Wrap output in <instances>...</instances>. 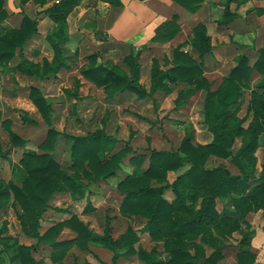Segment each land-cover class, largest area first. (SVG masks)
Returning <instances> with one entry per match:
<instances>
[{
	"label": "trees",
	"instance_id": "1",
	"mask_svg": "<svg viewBox=\"0 0 264 264\" xmlns=\"http://www.w3.org/2000/svg\"><path fill=\"white\" fill-rule=\"evenodd\" d=\"M80 1L60 0L44 10L56 27L46 36L53 50L52 59L45 58L42 64L30 60L23 53L26 43L38 32L36 18L25 15L18 28L5 29L1 25L0 63L12 61L18 56L16 69L40 79L56 76L62 69L69 68L62 44L70 38L67 17ZM174 1L192 13L203 4V0ZM8 15L5 0H0V23ZM235 16L229 6H226L221 22L227 23ZM178 19L179 16L174 15L157 29L152 39H173L181 30ZM189 44L199 53L200 60L212 52L211 36L204 24L196 27ZM124 45L132 48L131 43ZM182 46L183 43L174 48L172 64L168 68L161 69L156 64L153 65L150 90L140 82L139 51L131 52L125 57L130 66V74L101 63L98 53L88 55V62L81 66L80 71L95 84L110 88L112 93L127 91L142 98L152 96L158 90L170 91V84L185 83L186 86L178 92L175 99L176 107L186 105L193 94L205 89L203 110L205 121L212 132V139L207 143H194L192 136L186 134L178 149L147 148L146 151H134L126 145L112 155H107L105 147L110 137L104 130L85 135L66 134L72 140V162L69 167H64L54 155L62 133L52 126V102L41 88L30 87L29 97L49 126L46 140L41 144L44 152H23L19 165L25 176L21 184L12 180H0V211L10 202L22 231L36 239L34 244L18 246L22 264L40 263L32 251L41 244L49 245L53 264H64V259L73 246L89 250L91 244L109 248L113 253L112 264H117L121 256L135 253L143 259L144 264H219L222 249L212 240V232L228 237L240 228V218L248 212L261 209L264 215V163L258 173L253 167L261 134L264 132V91L251 92L248 112L253 114V119L248 127L243 124L245 118L233 112V107L239 102L243 89L248 87L254 72L263 75L259 89L264 87V48L258 50L259 55L253 64H249L246 55L238 56L236 65L229 70L218 88L213 90L209 80L203 75L202 61H198ZM23 113L25 121L37 123L28 112ZM3 125L9 131L13 145L24 147L27 144L28 140L11 129L9 120H5ZM238 137H242V144L233 153L231 148ZM8 153L9 150H4L0 141V158L12 162ZM127 156L136 170L118 181L117 187L123 195L119 212L124 216H140L145 219L141 231L163 245L165 259L154 258L155 248L151 251H137L134 245L139 237L131 225L115 237L109 217H106L103 233L96 232L76 214L55 223L44 232L40 231L42 216L52 207L49 201L55 194L71 192L75 195L82 188L118 175ZM211 156L231 158L240 172L232 173L224 165L207 167L206 161ZM146 160L148 165L143 168ZM184 165L188 167L173 181H169L168 172L178 171ZM155 180L161 183H154ZM169 189L174 193L171 200L165 196ZM228 196L233 202L236 216L221 215L216 208L217 200ZM91 210L93 207L88 200L84 211ZM65 227L76 233L73 238H59ZM5 231L6 224L0 227V254L3 263L7 264L3 252L10 246V241L4 236ZM201 243L213 246L214 251L207 255ZM237 259L240 264H254L256 255L241 250L237 253Z\"/></svg>",
	"mask_w": 264,
	"mask_h": 264
},
{
	"label": "rangeland",
	"instance_id": "2",
	"mask_svg": "<svg viewBox=\"0 0 264 264\" xmlns=\"http://www.w3.org/2000/svg\"><path fill=\"white\" fill-rule=\"evenodd\" d=\"M25 3L26 0H20ZM81 7L97 5V0H86ZM230 0H218V4L210 6L211 10L205 18L198 22L184 21L179 33L171 40L155 41L150 38L136 43H131L132 48L123 43L104 39L96 31L97 19L87 21L82 28L83 32L75 31V15L71 18L70 29L73 33L68 41L62 44L64 55L67 57L69 68H64L56 76L40 79L30 76L16 69L18 56L12 61L0 63V141L4 150H9L7 159L0 158V180L14 181L21 184L25 172L20 167L19 161L24 151L44 152L41 144L46 140L48 124L42 117L37 107L29 97L31 86H38L49 97L53 105L52 126L60 131L54 155L56 160L64 167L71 165L70 148L72 140L65 136L85 135L88 132L104 130L110 137L105 147V154L113 153L129 145L134 151H146L147 148L178 149L186 134H190L194 143H207L212 139L209 124L205 121L203 110L206 90L202 89L193 94L186 105L175 106L178 92L186 84H170V91L158 90L152 96L142 98L131 92L112 93L110 88H105L88 80L81 74L80 68L88 62V55L99 54V61L108 67H116L131 73L130 66L125 57L131 52H140L141 64L140 82L147 90L151 87V71L153 65L166 69L172 64L173 50L183 43L182 48L190 51L193 56L202 61L203 75L209 80L211 88L217 89L229 70L236 65L237 57L244 54L249 64H253L259 55V49L264 48V2L254 6L245 17L244 22L235 19L222 23L224 6ZM236 4V3H235ZM228 6V5H227ZM80 7V8H81ZM256 12V13H255ZM21 14L38 16L43 19L42 13L34 7L24 8ZM257 14V15H256ZM251 15H256L255 20ZM42 21L38 32L24 46V55L30 60L42 64L45 58L52 59L53 50L47 41V34L55 27V23ZM179 20V19H178ZM169 21V20H167ZM166 21V22H167ZM163 22V21H162ZM164 22V23H166ZM234 22V23H233ZM13 21L2 25L5 29L18 26ZM163 23V24H164ZM232 23V25H231ZM159 25L157 29L162 26ZM199 24L207 27L212 40V52L205 55L202 60L199 53L189 44V39L195 35V29ZM1 26V23H0ZM69 27V26H68ZM18 28V27H17ZM263 75L254 72L248 87L243 89L239 102L233 107V112L244 117V126L248 127L253 119V114L248 112V104L252 90L259 89ZM23 111L28 112L37 123L30 124L24 119ZM5 120L10 121L11 129L22 138L28 140L24 147L15 146L10 139L9 131L3 125ZM242 137H238L231 150L235 153L242 144ZM264 163V132L261 134L260 145L256 151V161L253 167L256 173L260 172ZM146 160L143 168H146ZM218 165L226 166L232 173H239V167L231 161V158L211 156L206 161L207 167ZM188 165H184L178 171H169L168 180L175 177ZM135 167L127 156L118 171V175L101 180L88 188H82L73 195L71 192H63L55 195L41 219L40 231L44 232L55 223L69 218L72 214L78 215L94 230L104 227L106 217H109L115 237L122 234L128 225H131L139 237L134 248L138 251L144 249L151 251L157 259H165L166 252L162 244L153 241L148 233L142 232L145 219L140 216H124L119 212V204L122 193L117 187L118 181L128 174L135 172ZM154 183H161L155 180ZM65 193V194H64ZM165 196L174 198L172 190H167ZM90 200L93 210L84 211ZM216 208L221 215H234V205L231 198H219ZM241 227L228 237H222L212 232V240L215 245L222 249V257L219 264H240L237 253L242 248L248 249L256 255L254 264H264V215L263 211H250L240 218ZM6 224L4 236L10 241V246L3 252L7 264H22L19 259L18 246L21 244L31 245L36 242L35 238L26 235L21 228L14 207L9 202L0 211V227ZM76 233L65 227L59 235L60 239L74 236ZM202 244V243H201ZM207 255L214 251L209 244H202ZM251 249V250H250ZM32 254L39 264H53L50 258V247L47 244L39 245ZM113 255L109 249L104 253L99 247L92 244L89 250H81L73 246L64 259V264H112ZM0 259L2 264L3 260ZM117 264H144L143 259L137 253L131 256H121Z\"/></svg>",
	"mask_w": 264,
	"mask_h": 264
},
{
	"label": "crops",
	"instance_id": "3",
	"mask_svg": "<svg viewBox=\"0 0 264 264\" xmlns=\"http://www.w3.org/2000/svg\"><path fill=\"white\" fill-rule=\"evenodd\" d=\"M59 1L60 0H26L25 3H21L20 0H5V9L9 15L1 25L11 23L13 19L17 22L19 18L20 23L18 26H12L14 28L19 27L23 17L27 15L24 13L21 14L20 12H22L24 8L27 9V7L30 6L42 13L43 19L41 20L38 16L28 15L31 18L37 19L39 28L40 23L42 21H47L49 18L44 13V10ZM262 2H264V0H230L228 4L226 3L222 7L228 5L230 11L236 14L234 18L235 21L241 19L242 22H244L247 13L251 11L255 5ZM82 3L86 4L88 2H86V0H81L67 17L69 36L73 33L69 24L71 18L75 15V31L83 32L84 27L82 28V26L87 23V21L97 19L98 23L95 29L100 36L102 35L104 39L123 44L136 43L147 37H153L156 34L155 29L167 20H171L174 15L179 16L178 23L182 27H184V21L186 20L198 22L201 18H205L206 14L210 12V6H215L216 3L219 5L218 0H203L202 6L196 12L192 13L174 0H97V5L95 7H92V5L81 7ZM212 3H214V5H212ZM256 15H251V19L253 18L255 20L257 17ZM49 19L51 23H55L51 18ZM58 194L61 193L55 195ZM122 197L123 195L121 196V200ZM95 231L103 233V229L102 231L97 229ZM95 246L99 247L105 254L109 251L107 247L101 245ZM242 250L249 251L246 248H242Z\"/></svg>",
	"mask_w": 264,
	"mask_h": 264
},
{
	"label": "water",
	"instance_id": "4",
	"mask_svg": "<svg viewBox=\"0 0 264 264\" xmlns=\"http://www.w3.org/2000/svg\"><path fill=\"white\" fill-rule=\"evenodd\" d=\"M0 264H2L1 259H0Z\"/></svg>",
	"mask_w": 264,
	"mask_h": 264
}]
</instances>
